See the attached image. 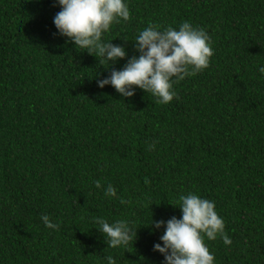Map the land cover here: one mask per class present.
<instances>
[{
	"label": "trees",
	"instance_id": "1",
	"mask_svg": "<svg viewBox=\"0 0 264 264\" xmlns=\"http://www.w3.org/2000/svg\"><path fill=\"white\" fill-rule=\"evenodd\" d=\"M127 4L102 41L128 56L149 24L187 20L211 38L208 66L168 103L97 87L127 57L108 66L56 35L54 0H0V264H161L163 229L148 225L179 218L188 192L224 219L231 243L204 240L215 264H264V0ZM96 217L131 221L136 238L108 247Z\"/></svg>",
	"mask_w": 264,
	"mask_h": 264
},
{
	"label": "clouds",
	"instance_id": "2",
	"mask_svg": "<svg viewBox=\"0 0 264 264\" xmlns=\"http://www.w3.org/2000/svg\"><path fill=\"white\" fill-rule=\"evenodd\" d=\"M59 11L52 18L56 35L67 38L74 47L96 53L101 63L115 64L127 57L125 64L112 68L108 75L96 80L97 87L110 85L122 97H131L137 88L151 93L159 103H168L175 96V81L206 68L213 54L211 38L202 28L185 20L177 28L149 24L134 37V55L128 56L123 45L102 41V34L114 22L127 21L130 16L127 0H54ZM258 72L264 78V65ZM149 149L155 144H149ZM99 187V182H97ZM106 196H115L112 184L104 188ZM180 216L167 220L151 219L148 227L155 232L163 229L159 242H153L152 250L162 256L161 264H215L214 253L205 244L219 236L225 245L231 243L225 234L224 219L215 210V201L193 192L179 196ZM49 229L59 228L48 214L40 217ZM98 230L108 247L125 246L136 238V228L126 219L111 223L96 217ZM107 264H116L111 255Z\"/></svg>",
	"mask_w": 264,
	"mask_h": 264
}]
</instances>
